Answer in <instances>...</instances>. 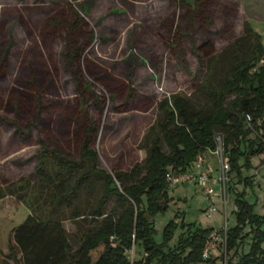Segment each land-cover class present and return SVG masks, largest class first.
<instances>
[{
  "label": "rangeland",
  "instance_id": "1",
  "mask_svg": "<svg viewBox=\"0 0 264 264\" xmlns=\"http://www.w3.org/2000/svg\"><path fill=\"white\" fill-rule=\"evenodd\" d=\"M182 1L194 3L0 0V68L4 66L0 76V264H19L13 228L28 215L44 217L49 212L48 202H35L30 192L42 142L58 152L75 154L82 130L97 127L93 147L99 167L108 172L130 169L146 156L150 130L162 117L156 105L163 96L177 93L188 98L194 110L211 109L199 89L207 78L217 86L230 58H221L208 77L210 70L197 50L199 45L209 41L213 55L220 54L244 37L243 24L248 22L260 35L264 49V0H202L204 19L192 25L185 22L188 10L181 6ZM72 10L82 14L95 31L94 40L78 61L80 80L74 75L78 63L69 59L75 56V43L87 35L70 34L62 26L51 38L41 35L47 18L68 20ZM230 99L232 96L227 97ZM259 133H264V126ZM161 147L165 150L163 144ZM239 164L244 166L242 176L250 177L251 183L245 186L235 174L227 173L225 184L231 188L223 194L218 158L209 157L210 185L216 193L213 201L203 193L202 185L192 180L169 186L166 210L153 217L155 243L164 242V229L170 222L177 227L168 246L174 244L182 222L195 223L214 230L217 238L208 241V255L219 257L223 231L236 224L234 199L238 193L252 205L253 213L263 218L264 153L251 156L247 166L240 157ZM190 171L198 174L194 163ZM26 181L31 187L26 188ZM100 194L97 186L90 194L80 195L75 204L88 213ZM114 207L113 198L107 211ZM61 211L63 228L76 250L91 225L90 217L73 221L68 219V208L62 206ZM249 243L247 239L245 252ZM261 246L264 249V242ZM142 256L137 245L133 260Z\"/></svg>",
  "mask_w": 264,
  "mask_h": 264
},
{
  "label": "trees",
  "instance_id": "2",
  "mask_svg": "<svg viewBox=\"0 0 264 264\" xmlns=\"http://www.w3.org/2000/svg\"><path fill=\"white\" fill-rule=\"evenodd\" d=\"M181 6L188 10L187 24L204 19L202 0H194L192 5L182 1ZM70 15L68 20L61 21L56 16L47 18L41 35L51 38L61 31L60 26L70 34L85 33L87 38L75 43V56L69 59L71 63H78L83 51L94 40L95 31L76 10ZM243 35L220 54L213 55L209 41L198 46L210 70L208 77L214 74L221 58H230V65L219 77V84L215 86L207 78L206 85H201L202 91L199 89L211 103V109L194 110L190 100L177 93L163 96L156 105L162 117L150 130L146 156L141 164L124 171L101 169L98 152L93 147L97 127L82 130L75 154L58 152L46 142L41 143L32 187L29 181L25 183L26 188L31 187L33 200L47 201L50 209L44 217L28 215L13 228L12 240L20 253L19 264H264L261 246L264 217L255 215L252 205L240 193L234 199L236 224L225 230L219 257L203 258L214 230L195 223L182 222L172 246L167 242L177 227L175 222L165 227L162 244L153 240V217L165 211L169 202L167 173L190 171L199 154L216 151L217 138L229 166L227 173L235 174L245 186L251 183L250 177L242 176L244 166L239 164V158L243 157L247 166L251 156L264 153V133H259L264 126V49L260 35L248 22L243 24ZM1 68L0 76L4 75V66ZM75 70V77H81L79 63ZM229 96L232 99L228 101ZM41 108L39 104V113ZM247 115L251 119L249 123L245 122ZM253 134L256 136L251 139ZM97 186L101 194L95 207L88 213L81 212L75 201ZM230 188L225 184V193ZM113 198L115 207L108 212ZM62 206L69 209L70 220L90 217L91 225L81 235L76 250L62 225L65 220ZM247 239L250 243L245 252ZM137 245L143 256L131 262L125 251Z\"/></svg>",
  "mask_w": 264,
  "mask_h": 264
},
{
  "label": "built area",
  "instance_id": "3",
  "mask_svg": "<svg viewBox=\"0 0 264 264\" xmlns=\"http://www.w3.org/2000/svg\"><path fill=\"white\" fill-rule=\"evenodd\" d=\"M250 121H251V119L247 115L245 118V122L249 123ZM217 143H219V147L216 149V151H213V152L208 151V152L215 154L218 158V161H219L218 168L220 170L219 182L221 183L222 192L224 194L225 193V180H226L225 176H226L227 172L229 171V166H228V163L223 158L222 151H221V142H220L219 138H217ZM206 161L207 160H206L204 153H201L196 157L194 165H195V168L198 169V174H195L191 171H187L185 173H179V174H176V173H173L172 171H169L166 175L169 186H176L178 184L192 180L196 183L201 184L203 193L213 201V199L216 197V193L210 185L211 169L206 164ZM216 238H217V235L213 231L211 233V235L209 236L208 241L215 240ZM224 241H225V230L223 231L222 237H221L222 244L224 243ZM209 248H210L209 243H207V246H206L204 253H203L204 259L209 258V255H208ZM134 251H135L134 246H132L130 249H127L125 251L126 255H128L130 257L131 262H133Z\"/></svg>",
  "mask_w": 264,
  "mask_h": 264
},
{
  "label": "crops",
  "instance_id": "4",
  "mask_svg": "<svg viewBox=\"0 0 264 264\" xmlns=\"http://www.w3.org/2000/svg\"><path fill=\"white\" fill-rule=\"evenodd\" d=\"M204 155H205L206 160H207V161H206V164H207L208 167L211 169V167L209 166V157H210V156H216V155H215V154H212V153H210V152H208V151L205 152ZM211 173H212V169H211ZM211 177H212V174H211Z\"/></svg>",
  "mask_w": 264,
  "mask_h": 264
}]
</instances>
